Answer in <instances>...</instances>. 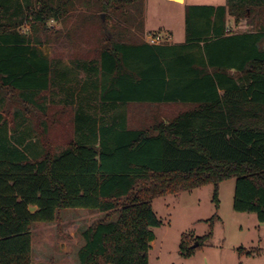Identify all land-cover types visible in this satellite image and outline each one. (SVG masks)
<instances>
[{"label": "trees", "instance_id": "obj_1", "mask_svg": "<svg viewBox=\"0 0 264 264\" xmlns=\"http://www.w3.org/2000/svg\"><path fill=\"white\" fill-rule=\"evenodd\" d=\"M144 1L96 0L116 23L83 65L78 99L67 94L61 111L48 102L54 65L40 45L75 0H0V109L10 92L17 116L36 117L27 130L38 135L36 148L22 133L13 141L0 113V264H32L36 224L80 208L100 217L82 231L78 264H149L162 224L153 200L213 184L218 205L219 183L232 178L234 209L264 222V22L229 30V18L263 14L264 0L187 4L182 43L131 40L127 25L144 32ZM131 103L179 112L131 127ZM69 108L73 136L55 151V125Z\"/></svg>", "mask_w": 264, "mask_h": 264}, {"label": "rangeland", "instance_id": "obj_2", "mask_svg": "<svg viewBox=\"0 0 264 264\" xmlns=\"http://www.w3.org/2000/svg\"><path fill=\"white\" fill-rule=\"evenodd\" d=\"M227 3L228 0H186V4L173 0H145L144 32L135 25H127L134 34L131 40H149V35H160V43H170L166 26L173 32L174 43H182L185 41L187 4ZM262 22L264 13H259L238 23L229 18V27L233 32H245L255 30ZM115 23V18L109 19L106 12L98 10L96 0H75L65 18L48 22L50 30L48 35L44 34L40 48L54 65L55 85L47 94L49 103L61 109L67 94L72 92L74 96L70 99H78L87 78L83 65L98 57L105 39L104 30L109 31ZM22 30L31 32L30 24L26 22ZM12 96L7 93L6 103L0 109L7 120L8 135L16 141L22 133L25 141H32L36 148L38 135L27 130L36 117L17 116L16 111L22 108ZM126 108L129 125L138 128L149 127L156 116L168 121L179 112L173 104L131 103ZM71 111L69 108L62 113L55 125V151L62 150L64 143L73 136ZM93 113L100 114L98 110ZM235 187L234 178L219 183L218 205L214 201L213 184L155 198L153 208L162 224L153 228L156 237L149 252V264H264V222H260L254 212L234 209ZM99 217L98 211L80 208L63 212L60 222L36 224L32 230V264H78L77 252L84 244L82 231ZM198 237L202 243L194 247ZM183 242L191 249L190 254L182 252Z\"/></svg>", "mask_w": 264, "mask_h": 264}, {"label": "built area", "instance_id": "obj_3", "mask_svg": "<svg viewBox=\"0 0 264 264\" xmlns=\"http://www.w3.org/2000/svg\"><path fill=\"white\" fill-rule=\"evenodd\" d=\"M229 30H231V28ZM149 38L150 39L149 40L147 39V41L150 43H160V39H161L160 35H149Z\"/></svg>", "mask_w": 264, "mask_h": 264}, {"label": "crops", "instance_id": "obj_4", "mask_svg": "<svg viewBox=\"0 0 264 264\" xmlns=\"http://www.w3.org/2000/svg\"><path fill=\"white\" fill-rule=\"evenodd\" d=\"M173 1H175V2H177V3H183V4H186V0H184V1H182V2H180V1H176V0H173ZM221 5V4H220ZM164 28L169 32V34H170V39H169V41H170V43H174V40H173V32H172V30L169 28V27H167L166 28V26H164ZM148 30V29H147ZM171 32V33H170ZM167 33V32H166Z\"/></svg>", "mask_w": 264, "mask_h": 264}, {"label": "water", "instance_id": "obj_5", "mask_svg": "<svg viewBox=\"0 0 264 264\" xmlns=\"http://www.w3.org/2000/svg\"><path fill=\"white\" fill-rule=\"evenodd\" d=\"M176 1H179V0H176ZM199 245V242H196L195 244H194V247H196V246H198Z\"/></svg>", "mask_w": 264, "mask_h": 264}, {"label": "bare ground", "instance_id": "obj_6", "mask_svg": "<svg viewBox=\"0 0 264 264\" xmlns=\"http://www.w3.org/2000/svg\"><path fill=\"white\" fill-rule=\"evenodd\" d=\"M179 1H184V0H179Z\"/></svg>", "mask_w": 264, "mask_h": 264}]
</instances>
